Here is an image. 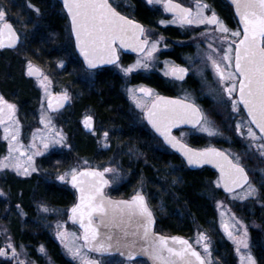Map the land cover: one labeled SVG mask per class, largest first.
<instances>
[{
  "label": "snow or ice",
  "instance_id": "obj_1",
  "mask_svg": "<svg viewBox=\"0 0 264 264\" xmlns=\"http://www.w3.org/2000/svg\"><path fill=\"white\" fill-rule=\"evenodd\" d=\"M152 3L153 0H148ZM236 11L243 25L242 33L240 30L232 31L220 20L213 11L211 15H205L204 9L209 6L197 3L196 11L193 13L191 8H185L179 3H173V0H166L165 8L174 13L171 21L187 25H215L214 31L221 34H229L233 38H239L238 42L233 39L227 43V48H213L209 42L205 53V59L210 62L215 76L218 78V84L224 85L222 88L226 93L228 100L224 103H230L234 111H238V105L243 104L247 110L248 121H240L235 125L236 131L242 137L250 140L247 145L249 149L255 148L261 157H264V0H234ZM64 6L71 16V30L75 34L76 46L79 48L88 69H96L101 64H116L119 62V47L131 48L133 51L141 53L136 62L128 67L121 69L126 75L132 73L135 69H147L154 60V53L158 50L159 40H150L149 34L145 32L142 25L130 20L127 16L121 15L115 7L109 3V0H64ZM37 11H39L37 9ZM6 13L0 9V48L4 47L3 37L8 38V46L12 47L18 40L15 30L11 23L5 19ZM165 23V21H161ZM208 37V33H201ZM242 35V38H241ZM220 43L228 39L227 35L219 38ZM168 62H166L167 64ZM63 67V61L60 62ZM189 69L177 65H172L165 75H171L177 80H184ZM91 74V73H90ZM28 75H41L31 63L28 64ZM48 78L45 76L40 79V84L47 93ZM238 90V97L233 94ZM128 92L138 108H144V97H152L153 90L146 87L138 89H128ZM137 92L143 93V97H137ZM66 92L62 93L57 102L58 107L63 106V101L68 100ZM52 101L49 100L48 107L52 108ZM16 106L8 103L3 96H0V124L5 121L10 123L5 126L4 139H9V132L13 125L18 121L15 119ZM146 118L152 127L158 132L164 140L173 148H178L187 158L189 164L214 163L221 172L217 185L223 182V186L229 193L234 192L235 188L247 185V189L239 197L246 199L257 193V189L250 182L248 173L240 161L239 156H232L229 153L215 148H206L196 150L188 145L181 143L171 134V130L180 124H191L199 131L206 132L209 136L220 134L202 109L191 98L190 94L180 99H171L155 96L151 107L147 109ZM41 123L45 122V115L41 114ZM91 117L85 118L87 127H91ZM51 123L48 121L46 127ZM255 129L259 130L257 135ZM241 129H246L241 131ZM105 140L108 132H104ZM18 129L11 133V141H17ZM35 139V137H34ZM64 137L56 132L51 138L46 140L41 137L42 149L37 148L33 143L30 147L33 149L32 155L27 157L25 163L27 167L19 162L13 161L12 152H18L22 145L13 147L9 145V156L0 160V169L14 167L21 175H29V169L35 171L33 166V156L43 155L49 145L55 146L62 144ZM23 155V153H21ZM231 157V158H230ZM87 164V161H84ZM115 170L105 167L103 171L96 168H85L78 171L76 167L69 169L64 175H59V180H64L65 176L71 177V183L77 187L80 192L79 203L71 208L73 221H79L83 229V240L92 250L100 253L110 252L115 249L120 251L121 255H126L129 261L134 260L137 255L148 256L153 264H207V261L197 252L192 245L181 237L157 236L152 232L154 219L151 210L147 206L145 197L137 193L131 201L114 202L107 199L103 194V187L109 183L105 179V173H112ZM19 207V206H18ZM41 210L48 212L49 209L41 205ZM133 220L136 222V231H129L128 224ZM98 221V222H97ZM101 226L105 229L101 235ZM59 227V225H58ZM229 228L227 224L224 225ZM243 227V226H242ZM118 229V231H116ZM73 239H79L75 234H70ZM230 238H233L231 230L228 231ZM57 236L64 243L68 240L69 234L57 232ZM130 237H133L130 239ZM139 238L143 243H138ZM207 240L204 233L198 234L197 243ZM248 249L247 229L244 227L242 238L237 241ZM65 248L73 257H79L82 264H96L95 261L87 259L81 255V247L75 245L72 241L64 243ZM205 252L208 251V243L203 244ZM138 249V250H137ZM44 252L43 246L39 249ZM237 251L240 248L237 247ZM11 256L13 259L19 257L16 247L11 243L10 238L4 247H0V257ZM245 259V257H242ZM247 264H256L255 258L251 252L246 256ZM18 264L23 261L18 260Z\"/></svg>",
  "mask_w": 264,
  "mask_h": 264
},
{
  "label": "rangeland",
  "instance_id": "obj_2",
  "mask_svg": "<svg viewBox=\"0 0 264 264\" xmlns=\"http://www.w3.org/2000/svg\"><path fill=\"white\" fill-rule=\"evenodd\" d=\"M148 2V0H146ZM165 0H153L151 4L153 5H159L162 6L163 2ZM185 2H188L190 5H192L195 8L196 11V5L197 3H201L202 0H184ZM204 4V3H201ZM0 9H3L6 13V21H10L15 24V26L18 28L21 34H24L25 36H28L29 29V22L27 20H24L21 16H18L17 14L10 13L3 7V5L0 4ZM205 15H208V8L204 9ZM165 24H175L171 21H166ZM225 24V23H224ZM205 27V28H204ZM216 27V26H215ZM214 28L209 27V25H196L193 24L189 28L185 29L187 32L193 33V36L191 38V43L195 45L196 52L188 57V64L193 68V72L195 75H201L203 70H205L209 66V62L205 59V53L208 50L207 44L211 42L213 44V48H221L219 47V37L222 35H227V37H231L229 34H221L217 31H214ZM197 28L202 29L203 31H197ZM231 30V29H230ZM235 31L237 29H234ZM232 30V31H234ZM153 32V31H152ZM207 32L208 37L202 36L201 33ZM154 33V32H153ZM153 35V34H152ZM153 40H159V46L158 50L154 53V60L150 63L149 68L143 69H135L134 71L142 70V71H151L154 69L162 68L163 73L170 70L171 66L173 65L172 60L164 59L160 57L161 49L164 48L165 44L170 43L169 40L160 34H154ZM161 36V37H160ZM238 40V38H233ZM174 43H184V41H174ZM224 43H226L224 41ZM20 56L23 59V66L22 72L24 74H27V62L31 61V57H37L32 54L31 51H26V48H21V51L19 52ZM141 56V55H140ZM139 57V56H138ZM133 58L132 61L126 64H118L119 66H115L112 71V75L115 76V73L119 72L124 76V80L127 82L124 86V93L126 97H128L129 106H131L132 109H135L137 113H139L142 117H145V111L148 109L150 103L153 101V99L156 96V91L153 90V96L152 97H144L143 103L145 104L144 108H138L136 107L135 102L131 98L128 89H138L139 87L143 86L146 88L151 89L150 86H147L145 84H138V85H130L129 79L130 75L125 74L123 71H121L122 68L128 67L133 65L137 58ZM166 62H168L166 64ZM159 65H161L159 67ZM159 67V68H158ZM134 71L132 73H134ZM81 72V71H80ZM61 74L60 71H58V68H54V70L48 73L47 93L45 92V88L41 86L40 79H34L36 86L38 88V99L36 103V111L34 112V124L30 129H27L24 127L23 124H21V120L19 119V109L17 104L5 98L2 93L0 92V96H3L8 103L14 104L16 106L15 111V119L18 121L16 125H13L9 132V139H4L5 136V126L9 124V121H5V124H0V160H3L4 157L9 156V145L13 147L17 146V141L19 142V145H22L20 150L18 152H12L11 156L13 158L12 162H15L16 160H19L21 164H23L25 167H27V164L25 161L27 160V157L29 155H32L33 149L30 147L33 143L36 144L37 148L42 149L41 144V137H45L46 140L48 138H51L52 135L56 132H59L60 135L64 137V141L62 144H57L55 146L49 145V148L47 151L43 152V155L50 152L53 149H64L66 151L65 158L61 157V162L59 165L60 171H63V175L65 172H67L69 169L76 167L77 169L85 168V167H105L109 166L110 168H113L115 171L112 173H109V177L111 180V186L110 188L112 191H115L114 189H118L122 187V183L127 180L128 176L131 174L130 170L128 169V162L126 159L127 152L131 153L129 150L124 151L120 145H114V143L110 139V135L105 140L104 135L101 136V134L106 132V129L103 128V131L98 133L94 131L92 133V139L94 144L96 145V149L102 154L101 157H95V156H69L71 149H68L66 145H68V138H67V131L64 129L62 124L63 118L61 117V114H53L48 110L47 107V100L50 99L53 95H56V93H64L66 92L68 95H71V92L74 91V86L67 84L61 80V77L59 76ZM78 74V72H77ZM96 76V75H95ZM92 77L94 78V74L92 73ZM206 90L210 92L212 90L210 86L206 85ZM190 94L191 98L193 97L192 93L187 92L184 90L183 92ZM221 93V92H220ZM137 97H143V93L137 92ZM194 99V98H192ZM228 100L224 94L217 95L212 100V106L210 108H205L204 113L205 115L214 122V126L219 130L218 135L215 136H209L206 132L199 131L198 128L190 129L189 131H181L179 133V136L181 139L188 141L190 136L193 135H199L206 138V144L200 148L204 147H211V146H218L225 150L227 153L231 154L232 156H239L240 161L242 165L246 168L249 177L250 182L255 186V188L258 190L256 194L247 197L246 199L239 198L244 191L247 189V185H245L243 188L232 192V193H224L220 196L213 195V206L216 210L217 214V221L211 225V229L203 228L199 225H196L194 227V231L188 235L187 237L191 240V242L194 244V246L201 250L203 252L204 257L206 258V261L208 264H247L246 256L247 253L251 252V255L255 258L256 264H262L259 260V254L262 255L261 257H264V201L262 198V188L264 187V157H261L257 151H255V148L249 149L247 145L250 143V140L246 139L245 137H242L239 132L236 131L235 125L237 122L240 121H248L249 118L246 116L240 105H238V111H234L231 108L230 103H224L223 101ZM196 102L197 100L194 99ZM45 115V122L41 123V114ZM73 113V112H72ZM91 113H82L79 117L80 121L84 123L85 118L87 115ZM144 114V115H143ZM65 115V114H64ZM92 115V114H91ZM140 116V118H141ZM51 121V123L46 127V124H48V121ZM18 129V136L17 141H11V133L15 132ZM254 131L257 132V135L260 134L253 126ZM108 131V130H107ZM241 131H245L246 129H241ZM35 137V139H34ZM23 153V155H21ZM41 155L33 156V166L35 167V171H31L29 169L30 174L32 175L34 173L39 172H45L43 169H39L37 158ZM138 158V157H137ZM39 159V158H38ZM84 161H87V164L84 163ZM66 167V168H63ZM64 170H63V169ZM18 173L20 174L14 167L4 168L0 169V179L2 175L5 173ZM21 175V174H20ZM29 175H23V176H29ZM69 176H65V178H68ZM219 180V175H217L212 180L213 190L218 191L221 188V183L217 185V181ZM176 183V182H174ZM173 183V184H174ZM145 183L141 182L140 185L135 187L134 192L135 193H145L146 196H148L149 199H151L154 196L150 194L149 189L145 190L144 188ZM153 189V188H152ZM7 195L5 194V191L3 190V187L0 186V232L3 238V242L5 245L8 243L9 238L11 243L16 247L17 251L20 253L21 257L26 258L27 264H37L35 260H33L31 257H29L28 252L21 244H16L14 240H12V234L10 233L9 226L6 225V221H3L1 218L2 216H5L8 214V210L2 208V203L7 198ZM157 196L152 198V206L154 209V212L158 217L164 215L165 210V203L156 198ZM2 204V205H1ZM36 205V202L34 203ZM34 205V207H35ZM41 205L46 206L49 211L44 212L41 210ZM16 204L14 207V210L12 211V214L19 218L20 223L25 225L26 223H34L39 224L42 229L49 226L51 235L57 239L59 242V245L67 259H69L73 264H82V261L79 257H73L69 254L67 249L64 246V243H67L68 241H72L75 245L81 247V255L85 256L87 259L91 257L89 253L86 252L82 241L80 239V234L78 229L71 225L68 220V208L69 206L65 207H52L47 204L39 203L34 210H32L31 213L27 211H23V209L20 208V206ZM30 221V222H29ZM227 224L229 226L228 229L224 227V225ZM59 225V227H58ZM243 226V227H242ZM244 227L247 229V243H248V249H245L242 244H238L237 241L242 238ZM15 229V228H14ZM231 230L233 233V238H230L228 235V231ZM57 232H65L69 234L68 240H66L64 243L61 242V239L57 236ZM75 234L76 237L79 239H73V237L70 234ZM204 233V235L207 237V240H202L200 243H197L198 234ZM165 234H172V233H165ZM258 239V240H255ZM208 243L209 248L208 251L205 252L203 244ZM237 247L240 248V251H237ZM227 249L224 251V249ZM224 251V252H223ZM40 252V258L43 259L44 262H49L50 260L47 257V254L45 251L41 254ZM242 257H245V259H242ZM112 260V259H110ZM108 259L103 261V264H118V263H112ZM126 264V263H125Z\"/></svg>",
  "mask_w": 264,
  "mask_h": 264
},
{
  "label": "trees",
  "instance_id": "obj_3",
  "mask_svg": "<svg viewBox=\"0 0 264 264\" xmlns=\"http://www.w3.org/2000/svg\"><path fill=\"white\" fill-rule=\"evenodd\" d=\"M0 4L10 13L17 14L29 22L30 30L28 36L26 35L24 47L26 51H31L37 56L38 63L53 65L56 60L68 56L73 51L71 45L67 44V17L58 1L0 0ZM137 13L144 21H151L153 18L140 2ZM72 58L77 64L80 63L76 55ZM22 68L23 59L15 51H0V83L4 85V90L11 96L13 94L21 103H31L34 91L29 81L23 79ZM100 73L96 86L84 94L78 104L81 108L90 105L97 116L98 127H104L111 132L114 145L119 143L117 145L124 151L131 152H127L125 159L131 174L125 183H122V187L112 192L117 196H130L136 186L141 182L145 183V190L149 189L152 195L154 192L153 197L157 196V199L165 203L164 215L157 218L156 228L160 232L188 236L196 225L211 229V225L217 221L212 197L224 194L222 189L216 193L213 190L212 180L217 172L210 167L190 169L181 156L164 148L146 124L138 122L129 111L126 99L119 93L118 80L109 68L102 69ZM73 116L69 124L74 152L101 157L94 142L79 129L76 115ZM188 142L202 147L206 144V138L193 135L189 137ZM7 186L11 189L12 199L20 201L29 213L32 212L31 205L37 200L64 205L70 197L72 198L58 188L52 185L47 187L34 179L25 182L11 181ZM261 191L264 201V187ZM15 218L13 227H16V235L26 242L32 254L36 255L39 246H43L53 260L64 264L61 250L57 243L49 238L51 235L46 229L31 222L26 223L24 229L20 230L19 222ZM261 256L259 254V260L264 264V257Z\"/></svg>",
  "mask_w": 264,
  "mask_h": 264
},
{
  "label": "flooded vegetation",
  "instance_id": "obj_4",
  "mask_svg": "<svg viewBox=\"0 0 264 264\" xmlns=\"http://www.w3.org/2000/svg\"><path fill=\"white\" fill-rule=\"evenodd\" d=\"M109 1L119 12H121L122 14L128 16L129 18H131L137 22H140L142 24L143 28L145 29V32L147 34H149L150 40L154 39V37H155L154 34H157V35L160 34L162 36H165L169 40L170 43L165 44L164 48L161 49V52H160L161 58L172 60L174 65L186 67L189 69L188 74L185 76L184 80H182V81L175 79L171 75H165V73H163V71H162V68H159L161 65H159V67H158L159 69H154L151 71H142V70L134 71V73H131V75H130V79H129L130 85L145 84L147 86H150L152 90H155L157 93L156 95L179 98V99L183 98L185 96V94L183 93L185 90L187 92L192 93V95H193L192 98L197 100L195 103L202 109L203 112H204V109L206 107L210 108L212 106V100L217 95L222 93L228 99L226 93H224L222 91V88L224 86H227V84H229L230 82H225L224 85L218 84V78L215 76L214 70H213L210 62L208 63L209 66L205 70H203L201 75H195L193 72L192 66L190 65V63L188 64V62H189L188 57L193 55L196 52L195 45L192 44L190 41L192 36H193V33L187 32L185 30V29L189 28L191 25L181 24L179 21H177L173 25L172 24H165L164 25L163 23H161V21H165V22L166 21H172L174 18V14H169L165 8L166 0L163 2L162 6L153 5L149 2H147L146 0H109ZM173 1H176L185 7L191 8L193 10V13H195V8L192 5H190L188 2H185L184 0H173ZM139 2L141 5H144L149 10V12L152 14L153 18L151 21H144L139 17V14L137 13ZM201 3H204V4L209 6L208 7V15H211L212 12L214 11L216 13L217 17L220 20H222L225 23V25H227V27L229 29H231V30L237 29V30H240L242 33V30H241L239 23L237 21V18L235 16L233 7L227 0H202ZM65 15H66V13H65ZM66 17H67V15H66ZM8 22L12 23L10 21H8ZM12 24L14 25L15 29L17 30V32L20 36V41L15 48H10L9 46H5V47L0 48V51L3 52L5 50H11V51H15L18 55H20L19 52L21 51V48H23L25 46V43H26V41H25L26 36L24 34L20 33V31L18 30V28L15 26L14 23H12ZM66 27H67V33H68L67 44H70L72 49H73V51L70 52L68 56L62 57V59L56 60L54 62V64L50 65V66L38 63L36 61L37 57H31L32 58L31 61L27 62V74L23 73L22 77L25 81H29V83H30L29 85H30L31 89L34 91V96H33L34 99L31 103L28 102L29 103L28 104L26 102L25 103L19 102L17 99L14 98L13 94L11 96L6 90H4L5 87L1 83H0V92L2 93V95L5 98L14 101L17 104L18 109H19L18 113H19V119L21 120V124H23L25 128L30 129L32 127V125L35 123L33 120V117L35 114L34 112L36 111V103H37V99H38V88L36 86V83L34 82L35 81L34 79H40V78H43L45 76H48V73L51 72V70L53 71L54 68H58V71L61 72V74H59V76L61 77V80L67 84L74 86L75 92L72 91L71 95L67 94L69 99H68V103L64 107H62L58 110H54L52 108H49L48 104H49V100H52L53 98L61 97L62 93H60V92L56 93V95H53L50 99L47 100V107H48V110L53 114H61L62 113L61 117L63 118V121H62L61 125H63L64 129L67 131L66 133H67V138H68V142H69L68 145H66V147L68 149H71L70 153L68 154V157L69 156H75V155L83 157L86 154H76L74 152L75 148L73 147V143L71 141V131L72 130H71V125L69 123H70L71 119L74 117L73 115H76V119L78 122L79 129L82 132H84L85 134H87L92 141H93L92 133L94 131L96 132V130H97L98 133L103 131L104 127H98L97 116L95 114V111L91 108V106L87 105V106L81 108V106H79L78 102L80 101V99L82 98V96L84 94L86 95L88 91L92 90L96 86V81L98 80V76L101 74L100 72H102V69L109 68V71L112 72L113 68L116 66V64H111L109 66L99 67L96 69H88V67H86L84 65L83 61L80 59V57L78 56V54L76 52L74 39L72 36L71 26H70V22H69L68 17H67V26ZM209 27L214 28L215 25H209ZM202 29L197 28V31L198 32L203 31ZM177 40L178 41H184V43H174V41H177ZM231 40H233V39L231 37H228V39L225 40L226 43L220 44L219 47H221L222 49H226L227 43ZM118 54L120 57L118 64L119 63L120 64L129 63L130 61L133 60V58L142 55L141 53H137V52L123 51V49L121 47H118ZM74 55H76L78 57V59L80 60L79 64H77L76 60L74 58H72V56H74ZM61 61H63V67L60 66ZM29 63H31L33 66L38 67V69L41 70L42 75L39 77L29 76L28 75V64ZM23 68H24V66H23ZM77 72H78V74H77ZM92 73L94 74V78L92 77ZM114 77L118 80V90H119L120 95L122 97H124L127 100V102L129 103V101L127 99L128 97H126V95L124 93V86L127 83L124 80V76L121 73L117 72V73H115ZM206 85L210 86V88L212 89V90H210V92H208L206 90ZM237 94H238V90H237V92H235L233 94V97L234 98L238 97ZM151 103H150L148 108H150ZM239 105L245 113V110L243 109L241 104H239ZM128 106H129V104H128ZM77 109H79V111ZM129 111L132 113V115L134 116V118L138 122L141 121V122H143V124H146V126L153 132V134L155 136H157L155 134V132L151 129L150 125L148 124V121L146 118L147 110L145 111V115L143 114L145 117H142L139 113L136 112L135 109H132L131 106H129ZM82 113H91L92 114V115L89 114L86 116V117L90 116L92 118L91 122H90L91 127H87L85 124V121H84V123H82L80 121L79 116ZM140 116H141V118H140ZM246 116H247V114H246ZM6 122H7V120H6ZM190 129H194V128L180 127V128L175 129L173 132L180 140L186 142L187 144H189L195 148L202 149V148L197 147L193 144H190L188 141L180 138L179 133L182 130L183 131H189ZM107 130L108 129H106V132H108V136H109V134L111 132L109 130L108 131ZM102 135H103V133L101 134V136ZM158 138H159L160 142L163 144L164 148L174 152L171 148H169L164 143V141L160 137H158ZM110 139L114 143V141L111 138V135H110ZM117 144H119V143H117ZM211 147H218V146H211ZM218 148H220V147H218ZM65 153H66V151L64 149L58 148V149H53L50 152L38 157L39 158V159L37 158V163L39 164L38 167H39V169L41 168V169L45 170V172H39V173L37 172V173H34L32 175H29V176H23V175H20L18 173L5 172L0 179V186L3 187V190L5 191V194L7 195L6 196L7 198L2 203L3 205L2 204L1 205H2L3 209L8 210V214L5 216H2L1 218L3 219V221H6V225L9 226L10 233L12 234V240H14L16 244L23 245V247L28 252L29 257H31L33 260H35L37 262V264H59V263H58V261L53 260V258L51 256H49V253H47L46 251H45V253L47 254V257L49 258L50 263L44 262L43 259L40 258V255H39L40 251L39 250H38V252L36 251V255L32 254L31 250L26 245V242L21 240L19 238V236L16 235L17 234L16 227H15V229L13 227V218H15V216L12 214V211L14 210V207L16 206V204H18L20 206V208L23 209V211H26L27 209L20 201H18V200L14 201L12 199L11 189L8 188L7 185H9L11 181L25 182V181H29V180L34 179V180H38L41 184H43L47 187L52 185L53 187L58 188L59 190L64 192L66 195H69V197H70V195L72 196V198L70 197L66 204L59 205V204H55L53 202L51 203L49 201L37 200V201H35L36 205L35 204L31 205V210H34L33 208H35L39 203L47 204L49 206L58 207V208L69 206V208H68V218H69V209L76 203L78 193H77V190L73 186L70 185V176L68 178H65L64 180H59L57 178L59 175H63L62 174L63 171H60L59 165L61 162V157H63V159L65 158ZM98 153H100V152H98ZM174 153H176V152H174ZM100 155H102V154L100 153ZM177 155H179V154H177ZM88 156H90V155H88ZM183 161H184V159H183ZM105 167H109V166H105ZM105 167H101V166L96 167L95 166V168H100V169H104ZM63 168H66V167H63ZM85 168H88V167H85ZM81 169H83V168L78 169V171ZM106 175H107L108 181H109V183L107 184V187H106V193L107 194L114 196V197H130L135 193V192L132 193L130 196H117L115 193L112 192L113 188L112 189L110 188L111 180L109 177V173H106ZM143 194H145V193H143ZM145 196H146V194H145ZM146 198H147L149 205L153 209V206H152L153 204H152L151 200L148 198V196H146ZM34 205H35V207H34ZM15 219L18 220V222H19L18 225H20V230H21V228L24 229L25 225L22 226L19 218L16 217ZM15 223H17V222H15ZM70 224L75 226L78 229L79 234H80V239H81L80 229L75 224H73L71 222H70ZM49 228L50 227L47 226L46 228H43V229H46L48 231V233L51 235L50 230H48ZM49 238L57 243L58 248L62 252L63 260L65 261L64 264H73L69 259H67L65 257L57 239L54 238L52 235ZM4 246H5V243L3 242V238H2V235L0 232V247H4ZM40 248L41 247L39 246L38 249H40ZM86 252L91 255L89 260L97 261L98 264H103V261L106 259H108V260L112 259V260H110V261H112V263H118V264H125V263L126 264H149V262L143 258H137V259H134L132 261H129L128 259L122 257L119 254L101 256V255H97V254H94L92 252H89L87 250H86ZM18 260L23 261V264H27L26 258L21 257L20 253H19ZM18 260L11 258L10 255L6 256V257H0V264H18Z\"/></svg>",
  "mask_w": 264,
  "mask_h": 264
},
{
  "label": "water",
  "instance_id": "obj_5",
  "mask_svg": "<svg viewBox=\"0 0 264 264\" xmlns=\"http://www.w3.org/2000/svg\"><path fill=\"white\" fill-rule=\"evenodd\" d=\"M57 1H58L59 3H61V5H62L64 11L66 12V14H67V16H68V19H69V22H70V26H71V16H70V14L68 13L67 8L64 6V0H57ZM227 1L232 5L233 10H234V13H235V16H236L237 21H238V23H239V26H240V28H241V30H242L243 25H242V23L240 22V17H239V15H238L237 11H236V4L234 3V0H227ZM109 3H110V1H109ZM173 3H178V2L173 1ZM179 4H180V3H179ZM112 6H113V5H112ZM182 6H183V5H182ZM113 7H114V6H113ZM183 7H185V6H183ZM185 8H188V7H185ZM116 10H117V9H116ZM117 11H118V10H117ZM118 12H119V11H118ZM167 12H168L169 14H174L173 12H169V11H167ZM120 13H121V12H120ZM121 15H124V14L121 13ZM124 16H126V15H124ZM127 17H128V16H127ZM128 18H129V17H128ZM129 19H130V20H133V19H131V18H129ZM134 21H135V20H134ZM135 22L138 23V24H140V25H142L140 22H137V21H135ZM8 23H9V22H8ZM11 24H12V23H11ZM12 26H13V29L15 30V32H16V35L18 36V40L16 41L15 45L12 46V47H10V48H15V47L18 45L19 41H20V36H19V34H18L17 30L15 29V27H14L13 24H12ZM71 32H72V30H71ZM72 36H73V39H74V44H75L76 52H77L78 56L80 57V59L83 61L84 65L87 67V63H86V61L84 60L83 55L81 54L79 48L76 46L75 34H74L73 32H72ZM241 38H242V35H241ZM3 42H4L5 46H8V38H7V35H6V30H5V36L3 37ZM237 42H238V40H237ZM5 46H4V47H5ZM118 47H119V45H117V48H118ZM121 48H122V47H121ZM122 49H123V51H126V52H136V51H133L131 48L123 47ZM137 53H138V52H137ZM109 65H111V64H101V65H98L97 68H99V67H105V66H109ZM34 67H35L36 69H38V67H36V66H34ZM38 70H39V73L42 75L41 70H40V69H38ZM41 75H32V76H34V77H39V76H41ZM237 96H238V94H237ZM162 97H167V96H162ZM167 98H171V99H179V98H173V97H167ZM59 99H60V97H58V98H53V99L51 100V101H52V105H53V106H52V109H54V110H58V109L64 107V106L68 103V100L63 101V102H62V103H63V106H62V107H58V106H57V102H58ZM241 106L243 107V109L245 110V113L247 114V110L244 108V106H243L242 103H241ZM150 107H151V106H150ZM247 116H248V114H247ZM248 118H249V117H248ZM249 119H250V118H249ZM147 121H148V120H147ZM148 124L150 125L151 129L155 132V134H156L158 137H160V138L164 141V143H165L169 148H171L174 152H176L177 154H179V155L184 159L186 165H187L190 169H198V168H202V167H204V166H207V167H210V168L214 169V170L219 174V179H220V176H221L220 169H219L214 163L189 164V163L187 162V158L183 155L182 152L179 151L178 148H173L170 144H168V143L164 140V138H163L158 132H156V130L152 127V125H151L149 122H148ZM253 126H254V125H253ZM180 127L194 128L191 124H180V125H178L177 127L172 128V130H171V134H172L174 137H176L178 140H180V139L174 134L173 131H174L175 129H177V128H180ZM256 130L259 132L258 129H256ZM259 134H260V133H259ZM180 141H181V143L188 145L190 148H193V149H196V150H203V149L195 148V147H193V146L187 144L186 142H184V141H182V140H180ZM209 148H215V149H218V150H220V151L226 152V151H224V150H222L221 148H218V147H209ZM204 149H206V148H204ZM226 153H227V152H226ZM230 158H231V157H230ZM88 168H95V167H88ZM83 169H85V168H83ZM83 169H81V170H83ZM96 169H98V170H100V171H103V169H100V168H96ZM81 170H79V171H81ZM246 172H247V171H246ZM248 177H249V175H248ZM105 179L108 180V177H107L106 173H105ZM70 185L73 186V184L71 183V177H70ZM221 186H222V189H223L224 192L229 193V192L226 191V189L224 188V186H223V182H222V181H221ZM244 186H245V185H244ZM73 187H74V186H73ZM106 187H107V184L103 187V194H104V196H105L107 199H109V200H111V201H114V202L131 201L132 198L137 194V193H135V194H133V195L130 196V197H114V196H111V195H109V194L106 193ZM74 188L77 190V193H78V194H77V201H76V203H75L73 206H75L76 204L79 203V197H80L79 189H78L77 187H74ZM240 188H242V187L235 188L234 191H236V190H238V189H240ZM140 194L143 195V196L145 197V200H146L147 206L149 207V209L151 210L152 215H153L154 224H153V226H152V232L155 233L157 236H165V237H169V238H171V237H181V238H183V239H185V240H188V242L192 245V247H193L197 252H199V253L201 254V256L205 259V257L203 256L202 252H201L199 249H197V248L193 245V243L191 242V240H190L188 237L183 236V235H178V234L166 235V234H163V233H161V232H158V231L156 230V217H155V214H154L152 208L149 206L145 194H143V193H140ZM73 206H72V207H73ZM72 207H71V208H72ZM71 208L69 209V218H68V219H69V221H70L71 223L75 224V225L80 229V231H81V241H82V243H83L84 248H85L87 251L92 252V253L97 254V255H101V256H108V255H112V254H119V255H121V254H120V251H117V250H115V249L111 250L110 252L100 253V252H96V251L92 250L90 247H88V246L86 245V242L83 240V229L80 227V225H79V221H78V220H77V221H73V219H71V217H72ZM97 222H98V221H97ZM128 229H129L130 232H131V231H136V230H137L135 220H133L130 224H128ZM116 231H118V229H117ZM100 232H101V235H103V233L105 232V229H104L102 226H101V228H100ZM132 238H133V237H130V239H132ZM136 239L138 240V243H143V241H140L139 238H136ZM137 250H138V249H137ZM121 256L124 257V258H126V259H128L126 255H121ZM137 258H143V259H146V260L149 262V264H153L152 260H151L148 256H146V255H137L134 259H137ZM205 260H206V259H205ZM95 262H96V264H98L97 261H95Z\"/></svg>",
  "mask_w": 264,
  "mask_h": 264
}]
</instances>
